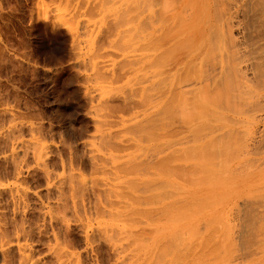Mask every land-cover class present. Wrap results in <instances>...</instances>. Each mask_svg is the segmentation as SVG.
Instances as JSON below:
<instances>
[{"label":"rangeland","instance_id":"obj_1","mask_svg":"<svg viewBox=\"0 0 264 264\" xmlns=\"http://www.w3.org/2000/svg\"><path fill=\"white\" fill-rule=\"evenodd\" d=\"M132 7L0 0V264H228L264 228L259 27L231 32L242 69L177 68L191 38L153 69Z\"/></svg>","mask_w":264,"mask_h":264},{"label":"bare ground","instance_id":"obj_2","mask_svg":"<svg viewBox=\"0 0 264 264\" xmlns=\"http://www.w3.org/2000/svg\"><path fill=\"white\" fill-rule=\"evenodd\" d=\"M131 1L133 4V33L137 40L140 38L143 40V43L139 44V46L149 50L148 52L150 56H148V63L150 68L155 69L158 65L157 63H159V65H170L172 61V59H170V53L172 51L174 52L176 49L182 50L183 44L191 38L189 47L186 45L188 50L186 52H180V56L176 59L175 65L177 68H195L193 71L200 72L202 67H210L211 69L220 68L222 74L224 71H231L232 68L233 70L242 69L240 66L235 68L232 67L234 59L230 56L233 55L234 52L232 51V54L228 53L229 51L227 47H229V44L231 43V47L236 45L235 41H233L234 38L232 39L231 35L233 29H240L241 33H243L245 30L248 31V27H259L256 43L259 44L260 42V46L264 48V0L262 6L260 5L259 7L257 2H255L257 5H251L254 1L242 0V3L233 11H226V7L223 8L220 6L218 2L219 0H214L213 2L215 3L211 4L210 8L207 7L206 11H201L198 6L203 0H193L191 4H188L187 2V5L184 0H158V2L162 4L160 7H156V0ZM249 5H255L257 6V9L253 7L255 10L253 8L252 10L254 11L250 10V8L248 10ZM145 6L146 10L144 11ZM235 7L236 5L229 6V9ZM239 7L243 9L244 14L248 16V25L233 20L234 18H237ZM248 13H250L249 15L251 16H249ZM223 23L227 24L226 31L222 28ZM222 51L226 54L225 59L222 56ZM210 55L213 56L212 59L207 58V56ZM217 55L218 58L216 57L214 60V56ZM259 57H256L253 66L258 68L264 67V54ZM219 75H221V72ZM216 77L218 78V83L215 80ZM219 77L214 76V82L211 81V83L213 82L212 86H215L216 83L220 84L224 75L220 78ZM187 90H184L183 93L178 91V96L179 94H187L189 96V93L193 91V89H189V92ZM180 97L185 96L183 95ZM189 97H193V95L191 96L190 93ZM166 98L170 97L167 96ZM192 133L195 132L192 131ZM193 138V141L197 139L195 137ZM205 141H207V139ZM261 226L258 228L259 230H255V227L253 226L246 230L236 231L231 227L232 229H230L229 233L227 232L229 235L227 236L228 264H264V228L262 227L261 229ZM235 241H237V243ZM213 247L212 250L215 249V246ZM26 256L28 255L26 254Z\"/></svg>","mask_w":264,"mask_h":264}]
</instances>
